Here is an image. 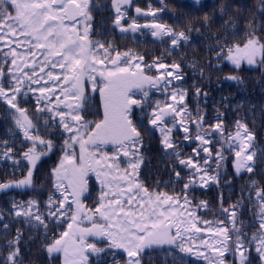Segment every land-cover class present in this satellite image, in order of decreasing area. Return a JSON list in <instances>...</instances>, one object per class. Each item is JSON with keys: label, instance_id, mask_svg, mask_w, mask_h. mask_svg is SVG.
Returning a JSON list of instances; mask_svg holds the SVG:
<instances>
[{"label": "snow or ice", "instance_id": "6c2138e0", "mask_svg": "<svg viewBox=\"0 0 264 264\" xmlns=\"http://www.w3.org/2000/svg\"><path fill=\"white\" fill-rule=\"evenodd\" d=\"M112 3L117 13L114 23L120 26L124 18L121 7L129 4L130 0H112ZM260 10L264 15V0H261ZM136 12L140 14L142 10L137 7ZM146 15L155 18L156 12ZM91 20L89 0H0V43L8 48V51L3 53L4 57L10 58L4 61L5 65H8L7 70L0 67V98L23 117L14 119L16 125L23 131L24 137L32 141V147L24 152V158L35 167L39 159L35 154L36 144L44 145L49 150L53 145L50 140L46 141L41 136L32 134L36 125L28 118L27 110L18 106V96H26L28 92H39L37 104L44 106H38L37 112L54 113L53 119L59 117V125L69 134L64 140V155L59 165L52 170L53 187L60 192L62 198L57 200L53 194L47 201L48 216L57 223L67 222V229L46 246L47 252L50 255L61 253L63 264H88L90 254L104 251L95 243L87 241L88 237H96L106 240L110 249H122L128 257L126 264H141L139 259L141 253L153 246L175 245L181 252H191L192 248L186 247L185 241L192 240L196 233L207 231L223 235L219 248H214L207 241H200L205 247L217 253L216 260L210 261V264H225V253L228 251L239 254V264H249L245 256L249 249L244 247L243 225L237 226L238 205L222 209L228 214L231 228L224 225L223 221L218 223L224 226L215 229L210 226L209 221H202L209 225L207 228L198 226L201 221L191 209L192 200L188 198L187 190L195 185L197 175L203 182L208 174L200 162L194 161L192 157L179 159L181 165L193 169L188 177L189 182L184 183L182 196L150 192L136 178V170L142 160L138 156L142 136L133 123L132 116L133 108H143L144 102L134 98L136 94L134 90H139L146 98L149 93L145 90V85L167 89L172 84L168 77H172L173 80L183 79V74L179 71L180 65L177 63L168 65L159 59L148 64L144 62L142 55L133 54L130 50L122 53L115 50L110 43L106 46L99 40L92 41ZM140 27L133 21L128 28L121 26V31L131 29L135 32ZM143 27L151 28L154 37H168L173 48L189 39L184 31L176 32L173 28L160 23L154 22ZM22 47L24 51H18ZM258 53L260 62L264 63V43L253 30L242 46L240 44L228 46L225 43L221 45L217 55L239 67L242 61L255 63ZM18 60L21 63H18ZM26 68L30 71H25ZM146 68L157 69L158 76L146 74L144 71ZM56 69L60 71H54ZM6 79L9 81L7 87L4 83ZM42 81L40 87H31L34 84H41ZM87 81L92 83V92H98L101 98L103 114L102 119L98 121L85 119L87 115L85 109L90 101L84 87ZM25 85L27 88L22 92ZM56 88L59 89L60 96H55ZM196 93L200 94L199 88L196 89ZM168 95L176 103L161 106L157 102L148 120L149 124L159 128L163 133L161 143L165 150L175 148V142L171 139L175 124L183 125L184 118L192 115L186 105L181 106L185 100V92L173 89ZM53 96L57 103L55 107H48ZM61 96L64 97L63 100ZM168 117L172 118V127H169ZM204 120L205 117L197 112L190 123L196 125L198 131L195 139L202 145L199 150L194 149V152L197 156L201 151L206 153L203 165H207L212 157L211 148L205 146L211 144L209 137L215 133L223 136L226 129L217 117V123L208 125L212 131L203 132L201 129L204 128ZM236 125L238 129H243L245 140L249 142L254 140L253 133L248 131L245 124L237 121ZM183 130L185 133L189 132L188 127H184ZM240 135L238 130L236 137ZM184 139H189V136L185 135ZM231 139L233 137L229 135L228 140ZM109 144L114 146L111 156L102 151L103 146ZM250 146V143L243 145L236 151L237 172L240 169L249 173L254 171L256 153L247 151ZM11 151V148H7L4 155L8 156ZM121 154L126 158V168H121ZM174 154L179 158V152ZM242 154L246 155L239 159ZM216 156L219 164L224 157L219 151L216 152ZM90 172L96 174L102 187L98 205L94 210H86L81 200L88 191ZM175 175L179 180L180 172H176ZM31 178L32 171L29 170L25 179L15 182L14 185L12 182L0 183V189L31 185ZM211 179L216 181L218 178L212 176ZM250 188L255 189V202L258 205L256 215L259 220L257 231L253 233L251 240L257 242L255 251L260 260L264 261V187H257L253 181ZM66 193L71 195V200ZM249 195L251 196V193ZM28 205L30 209L36 206L37 202L28 201ZM206 206V202L197 205L198 208ZM15 215L35 219L47 229V224L40 215L33 216L30 211L22 208ZM61 217L64 219L61 220ZM85 220L90 223V227L82 226ZM189 233L192 235H188ZM19 237L18 232L16 240L9 242V247L18 244ZM233 237L235 248L230 249L227 242L232 241ZM18 255L19 248L12 247L7 264H17Z\"/></svg>", "mask_w": 264, "mask_h": 264}, {"label": "trees", "instance_id": "16d2710c", "mask_svg": "<svg viewBox=\"0 0 264 264\" xmlns=\"http://www.w3.org/2000/svg\"><path fill=\"white\" fill-rule=\"evenodd\" d=\"M165 1L166 6L158 9L157 17L177 29L176 32L184 31L189 37L188 41H182L180 45L173 48L171 41L166 36L159 38L155 44L151 38L149 43L142 39L141 43L136 42V47H131L128 44L127 51L130 50L129 48L137 49L144 55L148 64H152L154 59H159L160 62L168 65L177 63L180 65L179 71L183 74V79L173 80L172 77H168L167 79L172 80V84L167 89L145 85V90L149 93L146 98L139 92V99L144 102L143 108L140 109L141 116L136 119L138 116L135 112L138 111V107H134L133 114L135 116L132 118L142 136L138 153L142 160L136 170V178L150 192L182 196L184 183L189 182L188 177L193 169L181 165L179 159L192 157L194 161L200 162L208 174L204 177L203 182L197 175L195 185L187 190L188 198L192 200L191 209L201 221L198 226L207 228L209 225H205L202 221H209L213 229L224 225L231 228L228 214L224 213L222 209L238 205L237 226L243 225L244 247L249 249L245 252V256L249 264H264L255 251L257 242L251 240L253 233L257 231L259 220L256 215L258 205L255 202V189L250 188L253 181L256 182L257 187H264V63L260 62L259 53L255 63L249 64L247 61H242L239 67L233 63L226 64V60L218 63L215 58L221 43L223 45L231 44L235 38L237 43L242 46L253 30L263 43L264 31L260 24L263 19L260 10L261 0H205L207 4L205 16L199 5L193 3L192 0L189 3L184 0L176 1L178 4L176 7L172 5L175 4L174 1ZM145 3V1H141V5ZM220 3L235 5V8L221 9L222 14L228 12L227 10L232 11L229 17L218 18L222 14H217L219 8L215 5ZM194 4L195 6H193ZM142 7L146 9L144 6ZM205 17H207V21H205ZM93 18L97 21L93 24L94 32L99 33L100 38H103L102 33L109 28L108 21L113 17L109 13L108 15L102 14L101 18L98 15ZM225 21L226 23H224ZM204 35L206 43L203 40ZM204 48L208 63L204 67L203 73L201 55ZM0 49H2L1 46ZM4 52H6L5 49L0 51V67H5L7 70L8 65H5L4 61L5 59L10 60V58L4 57ZM144 71L148 75L158 76V71L155 68L151 70L146 68ZM203 76H205L204 79ZM226 76L236 77V79L229 82L225 80ZM4 83L7 87L9 81L6 79ZM84 87L90 96L88 107L85 109L87 113L85 119L98 121L102 119L99 93L92 92L89 81L85 82ZM26 88L27 85L22 88V92ZM197 88L202 90L199 97L196 95ZM173 89L186 93L181 106L186 105L192 115L184 118L183 125L175 124L171 133L175 148L165 150L161 143L163 133L159 128L149 124L148 120L157 102L161 106L170 104L171 99L168 93ZM38 96H40L38 92H28L26 96L17 97L18 106L27 110L28 118L36 125L32 134L39 135L46 141L50 140L53 145L49 150L44 145L36 144L35 154L39 156V159L35 167H32L30 161L24 158V152L32 147V141L24 137L23 131L16 125L14 119L15 117L23 119V117L0 98V183L12 182L14 185L15 182L25 179L29 170L32 171L31 185L0 189V264H7V257L12 247L19 248V255L16 257L17 264H63V255L61 253L50 255L46 246L67 229V222L57 223L48 216L47 201L48 197L53 194L57 200L62 198L60 192H57L53 187L52 170L59 165L64 155V140L68 138L69 134L64 132L59 125V117L53 119L54 113L37 112L38 106H44L37 104ZM55 96L48 107H55L57 103ZM64 110L67 111V109ZM197 112L205 117L204 128L201 131L211 132L212 129L208 125L217 123V117L226 129L223 136L215 133L209 137L211 144L205 146L211 148L212 157L207 165H203L207 154L201 151L197 156L194 152V149L199 150L202 147L201 142L195 139L197 127L190 123L196 117ZM168 121L169 127H172V118L168 117ZM237 121L245 124L248 131L255 137L251 141L252 152L256 153L254 157L256 167L252 173L244 169L237 172L238 158L235 153L241 148L240 137L244 136L243 129L237 128ZM184 127L189 128L188 133L184 132ZM238 130L241 133L240 137H236ZM185 135H188L189 139H184ZM229 135L233 139L228 140ZM7 148H11L12 151L8 156H5L4 152ZM102 151L112 154L114 148L103 146ZM217 151L221 152L224 157L219 161V164H217ZM176 152L180 153L179 158L175 156ZM243 158L244 154L239 159ZM126 167V158L121 154V168ZM176 172H180L179 180L176 178ZM212 176H217L218 179L213 181ZM87 187L88 191L81 197V200L86 210H94L98 205L102 191L94 172L88 174ZM66 194L71 200V195ZM28 201H36L37 205L29 209ZM201 202H206L207 206L198 208L197 205ZM21 208L30 211L33 216L40 215L45 220L47 229L35 219L24 215L16 216L15 213ZM219 221H223L224 225L219 224ZM82 226L90 227L91 225L85 220ZM18 232L20 234L18 244L9 247V242L16 240ZM209 235L223 240V235H217L215 232L196 233L192 240L185 241V246L192 248L191 252H181L175 245L165 244L145 249L139 259L141 264H210V261L216 260V252L209 249L205 254L198 255L201 247L206 249L200 241H207ZM87 241L104 249L99 254H90L88 264H126L128 257L122 249H110L106 240L96 237H88ZM227 244L230 249H234V237ZM239 262L238 253L234 251L225 253V264H239Z\"/></svg>", "mask_w": 264, "mask_h": 264}, {"label": "flooded vegetation", "instance_id": "af4514ba", "mask_svg": "<svg viewBox=\"0 0 264 264\" xmlns=\"http://www.w3.org/2000/svg\"><path fill=\"white\" fill-rule=\"evenodd\" d=\"M141 1H147V3H145L144 5L143 4L141 5ZM170 1H174L175 2V4L174 3L172 4L175 7L178 6V4H176L177 3L176 1H179V0H170ZM184 1H186V3H189L190 0H184ZM192 1H193V3L199 5L203 15L205 16V14L207 12V4H206L205 0H192ZM165 2H166L165 0H135L132 3V7H131L130 10H128L127 8H121V11L124 13V18H125L124 21L121 23L120 26L115 25L114 21H115V17L116 16L113 15L114 18H112V19H110L108 21L109 28L106 30V32H104L103 39H100L99 41L105 43L106 46L110 43L115 50H117L119 52H122V53L127 51L128 44L131 47L132 46L136 47V42L139 41L141 43L142 39H144L147 43H149L150 42V38H151L152 42H154V44H155V41L158 42V38L159 37L152 36V34H151L152 33V29L151 28H146V27H143V26L144 25H150V24H152L154 22L155 23H160V24H163V23L158 19L157 16H155V18L153 16L151 18H143L145 20L140 19V18H136L134 10L137 7H139L141 9L142 6H144V7L150 8V10H149L150 12H154L155 10L160 8L161 6H166ZM195 4L193 6H195ZM89 5H90L91 15H94V14H96L98 16H101L102 14L108 15L111 12L112 0H106V1L89 0ZM215 6L217 8H219L217 14H220L222 12L221 11L222 8H225V9L235 8V5L232 4V3L231 4L220 3V4H216ZM227 11L228 12H226V13H223V14L221 13L222 15H219L218 18L222 19L223 16L225 18L229 17L230 13H232V11H230V10H227ZM262 16H263V19L260 22V24H262V28H263V31H264V15H262ZM133 21L136 24L140 25L141 27L139 29H137L135 32L132 31L131 29H129L126 32L121 31V26L124 27V28H128V26L131 25L133 23ZM224 23H226V21ZM163 25H165V24H163ZM167 27H171V26L168 24ZM174 30L177 31V29H174ZM143 31H144V33H143ZM91 36H92V39H94V40H98V38H99L96 35V33L93 32V27H92ZM203 40H204V43H206V36L205 35L203 36ZM220 40H221V38H220ZM262 40H263V43H264V37H263ZM133 42H135V43L133 44ZM226 44L228 46H232V45L238 44V43H237L236 39L234 38V40H233V42L231 44H229V43H226ZM221 45H223V44L221 43L219 45V47H218L219 49H217V53L220 51ZM129 49H130V51L133 54L141 55L140 52L137 51V49H133V48H129ZM217 53L215 54V58H216V61L218 63H221L224 60H226L225 61L226 64H231L232 63L231 61H227L226 58L218 57ZM113 55H114V53H113ZM220 56L222 57L223 53H221ZM201 57H202L201 63H202V68H203V73H204V71H205L204 67L208 63V60L206 58V50H205V48L202 51ZM154 61H157V59H154ZM204 78H205V76H203V79ZM134 91H137V90H134ZM135 93L136 94H135L134 98H138L139 99V95L137 94V92H135ZM205 95H206V93H205ZM140 109H141V107H138V111L135 112V114L138 116L136 119H139L140 116H141L140 115ZM135 114H133L132 117H134Z\"/></svg>", "mask_w": 264, "mask_h": 264}, {"label": "rangeland", "instance_id": "374dc122", "mask_svg": "<svg viewBox=\"0 0 264 264\" xmlns=\"http://www.w3.org/2000/svg\"><path fill=\"white\" fill-rule=\"evenodd\" d=\"M0 46H2V49H5L6 52L8 51V48H7L3 43H0ZM13 46H14V45H13ZM18 51L23 52V51H24V48L22 47V48L18 49ZM37 57L39 58V53H37ZM29 59H31V58H29ZM18 63H21V61L18 60ZM24 70H25V71H30V69H27V68L24 69ZM37 71H38V69H37ZM46 71H47V69H46ZM54 71L59 72L60 70H59V69H56V70H54ZM89 82H90V81H89ZM42 84H43V81L41 82V84L33 85V87L38 88V87H40ZM90 84H91V86H92V83H91V82H90ZM50 86H51V85H50ZM38 93H39V92H38ZM55 95L60 96V93H59V89H58V88H56ZM61 98H62V100L64 99L63 96H61ZM178 99H179V97H177V100H178ZM65 102H67V101H65ZM173 103H176V102L173 101ZM239 142H241L242 146H243V145H246V140L244 139V136H241V137H240ZM104 147H106V146H104ZM111 155H112V154H109V156H111ZM95 175H96V174H95ZM207 242H208V243H211V244L213 245L214 248H219V247L221 246V245H220L221 240H220L218 237L214 236V235H209V237H207ZM207 250H209V248L206 247V249H203V247H201V248H200V253H198V255L200 256L201 253H202V254H205V253L207 252ZM210 250H212V249H210Z\"/></svg>", "mask_w": 264, "mask_h": 264}, {"label": "water", "instance_id": "95a60500", "mask_svg": "<svg viewBox=\"0 0 264 264\" xmlns=\"http://www.w3.org/2000/svg\"><path fill=\"white\" fill-rule=\"evenodd\" d=\"M133 0H130V3L129 4H126V5H123V6H127L128 8L131 7V3H132ZM114 7V6H113ZM114 11H115V8H114ZM116 13V11H115ZM136 16H149V15H146V13H144L143 11L140 13V14H137L136 12ZM101 113L103 114V107L101 106ZM250 143V142H249ZM247 151H250V147L248 148Z\"/></svg>", "mask_w": 264, "mask_h": 264}]
</instances>
